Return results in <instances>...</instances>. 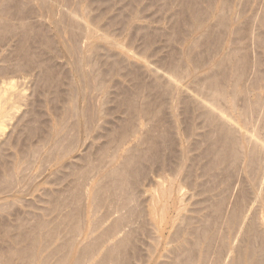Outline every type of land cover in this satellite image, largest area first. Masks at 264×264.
<instances>
[{"label":"rangeland","instance_id":"obj_1","mask_svg":"<svg viewBox=\"0 0 264 264\" xmlns=\"http://www.w3.org/2000/svg\"><path fill=\"white\" fill-rule=\"evenodd\" d=\"M263 38L264 0H0V264L261 262Z\"/></svg>","mask_w":264,"mask_h":264},{"label":"bare ground","instance_id":"obj_2","mask_svg":"<svg viewBox=\"0 0 264 264\" xmlns=\"http://www.w3.org/2000/svg\"><path fill=\"white\" fill-rule=\"evenodd\" d=\"M247 1V0H246ZM260 2V1H259ZM228 3V2H227ZM224 4H225V2H224ZM227 5V4H226ZM247 5V4H246ZM245 5V6H246ZM243 6V5H242ZM243 8H244V6H243ZM263 8V7H262ZM262 13V12H261ZM257 14V13H256ZM255 14V15H256ZM226 16V15H225ZM227 18V17H226ZM224 19V18H223ZM245 19V18H244ZM246 20H248V19H246ZM245 20V21H246ZM263 20V19H262ZM243 21V20H242ZM253 23H254V21H253ZM227 24V23H226ZM239 24V23H238ZM242 25V24H241ZM249 26V25H248ZM253 26V25H252ZM242 28V27H241ZM246 29V28H245ZM248 29V28H247ZM247 35V34H246ZM257 36V35H256ZM251 37V36H250ZM255 37V36H254ZM244 38V37H243ZM209 39V38H208ZM264 39V38H263ZM258 40V39H257ZM238 42V41H237ZM212 43V42H211ZM233 43V42H232ZM239 48H240V46H239ZM209 51V50H208ZM254 52V51H253ZM217 53V52H216ZM233 54V53H232ZM234 55V54H233ZM224 57V56H223ZM235 57V56H234ZM251 57V56H250ZM237 58H239V57H237ZM254 58V57H253ZM227 59V58H226ZM248 59V58H247ZM219 62H220V60H218ZM238 61H239V59H238ZM247 61V60H246ZM251 61V60H250ZM218 62V63H219ZM217 63V64H218ZM224 63V62H223ZM244 63V62H243ZM248 63V62H247ZM219 65V64H218ZM221 65V64H220ZM238 65V64H237ZM247 65V64H246ZM238 67V66H237ZM242 67V66H241ZM241 67H240V69H241ZM246 67V66H245ZM216 68V67H215ZM248 68V67H247ZM221 69V68H220ZM220 69H218V70H220ZM230 69V68H229ZM246 69V68H245ZM247 70V69H246ZM245 70V71H246ZM226 71V70H225ZM235 71V70H234ZM228 72V71H227ZM247 73V72H246ZM224 74L226 75V72H224ZM244 74V73H243ZM216 75V74H215ZM220 75V74H219ZM224 75V76H225ZM234 75V74H233ZM239 75V74H238ZM245 75V74H244ZM251 75V74H250ZM243 75H239V77H242ZM238 77V78H239ZM238 78L236 77V79L238 80ZM255 78V77H254ZM229 79H232V77L231 78H229ZM246 79V78H245ZM245 79H244V81H245ZM218 80V79H217ZM227 80V79H226ZM241 79L239 78V80L238 81H240ZM223 81H225V80H223ZM236 82V84L237 83H239V82ZM253 81V80H252ZM245 82H243V84H244ZM192 84V83H191ZM196 84H198V83H196ZM223 84V83H222ZM247 84V83H246ZM207 87V86H206ZM223 87V86H222ZM192 90V89H191ZM220 90V89H219ZM226 90V89H225ZM232 90V89H231ZM196 91V90H195ZM203 91V90H202ZM234 91V90H233ZM218 92V91H217ZM216 92V93H217ZM220 94L219 95H221L219 98H221V99H225V91L223 90V89H221L220 90ZM238 93V92H237ZM237 95V94H236ZM239 95V94H238ZM210 96V95H209ZM241 97V96H240ZM247 97V96H246ZM214 99V98H213ZM197 100V99H196ZM202 100V99H201ZM236 100V99H235ZM243 100V99H242ZM247 100V99H246ZM219 101V100H218ZM207 102V101H206ZM211 102V101H210ZM248 102V101H247ZM223 103V102H222ZM213 104H215L214 103V101H213ZM217 104V105H216ZM215 105H214V107L216 108V110H218V113H219V115H221L220 117L222 118V117H225V119L224 118H222L223 120H225V121H227L228 120V122H230V120L228 119V118H230V119H232L233 121L232 122H234V123H237L238 125H239V130L242 132V133H244V130L245 131H247L248 130V127H247V122L245 123L244 121L242 122L241 120H239V119H237V118H235V116L233 115V113H232V110L231 109H228L227 107H222L219 103H216ZM257 104V103H256ZM237 106V105H236ZM235 106V107H236ZM210 107V106H209ZM258 107V106H257ZM244 108V107H243ZM255 109V108H254ZM213 110V109H212ZM240 112H242V111H240ZM205 115V114H204ZM242 115V114H241ZM262 115V114H261ZM253 116V115H252ZM243 117V116H242ZM241 117V118H242ZM245 117H247V116H245ZM207 118V117H206ZM215 118V117H214ZM219 118V117H218ZM260 118V117H259ZM209 119V118H208ZM221 119V120H222ZM227 119V120H226ZM248 119V118H247ZM246 118L245 119H243V120H247ZM262 119V118H261ZM207 120V119H206ZM210 121V120H209ZM248 121V120H247ZM257 121V120H256ZM222 123H220L219 124V126H220V130H221V133H222V136H226L227 138H228V132H229V129H230V126H228L227 124H226V122H224V121H221ZM233 123V124H234ZM249 123V122H248ZM264 123V122H263ZM263 125V124H262ZM231 126H232V124H231ZM255 126V125H254ZM233 127V126H232ZM256 127V126H255ZM233 129L235 130V128L233 127ZM232 129V130H233ZM250 129V128H249ZM254 130V129H253ZM214 131V130H213ZM231 131V130H230ZM235 132V131H234ZM233 131H231V134H233L234 133ZM254 132H255V130H254ZM220 133V132H219ZM236 133V132H235ZM234 133V134H235ZM247 133H248V131H247ZM251 133V132H250ZM230 134V135H231ZM237 134H238V132H237ZM252 134V133H251ZM236 135V134H235ZM240 135V134H239ZM238 135V137H240ZM234 136V135H233ZM237 136V135H236ZM249 136H250V134H249ZM252 136H254V135H252ZM230 137V139H224V140H226V141H228L229 140V143L231 142H233V141H235V140H238V138L237 139H234L233 141L231 140L232 139V135L231 136H229ZM220 138V137H219ZM236 138V137H235ZM245 138H246V136H245ZM249 138L250 137H248V139H246L247 141L249 140ZM251 139V138H250ZM231 140V141H230ZM225 142V141H224ZM235 142H237V141H235ZM235 142H233L232 144L234 145V143ZM239 142V141H238ZM249 142V141H248ZM247 142V143H248ZM252 142V144H251V149H252V152H253V154H254V159L255 160H258L259 161V163H260V167L262 168V167H264V136H260V135H258V134H256L255 135V137H254V140L253 141H251L250 140V143ZM221 143H222V141H221ZM226 143V142H225ZM230 143V144H231ZM227 144H228V142H227ZM226 144V145H227ZM236 145H237V143H235ZM230 146H232V145H230ZM235 146V145H234ZM236 147V146H235ZM242 147V146H241ZM240 147V148H241ZM231 150V149H230ZM237 154V153H236ZM256 163V162H255ZM257 165V164H256ZM255 166V165H254ZM257 167H259V165L257 166ZM264 174V173H263ZM262 177V176H261ZM264 180V179H263ZM169 190H171L170 191V194H171V192H172V189H169ZM163 193H166L165 191H163ZM170 194L168 193V195L167 196H170ZM163 195V194H162ZM162 198H163V196H162ZM258 196L256 197V200L255 201H257L258 200ZM164 203V202H163ZM183 203V202H182ZM263 204H261V206H262ZM168 206H169V203H168ZM264 206V205H263ZM263 206H262V208H263ZM242 207V206H241ZM161 208V210L163 209L162 208V206L160 207ZM240 208V207H239ZM242 209V208H241ZM264 209V208H263ZM160 210V211H161ZM243 210V209H242ZM242 210H239L240 212L238 213V211H237V213L238 214H236L237 215V217L239 218V217H241L242 215H243V213L244 212H242V214H241V211ZM154 211V210H153ZM157 211V210H156ZM261 211V210H260ZM162 213L164 212V211H161ZM261 214L263 213L262 211L260 212ZM259 213V214H260ZM160 214V213H159ZM240 214H241V216H240ZM258 216V215H257ZM233 217H235V215L233 216ZM236 217V218H237ZM165 218V217H164ZM242 218H243V220H244V216L243 217H241L240 218V221H239V223L240 222H243V220H242ZM255 218V217H254ZM258 218H260V217H257V220H258ZM261 219L264 221V217H263V215H261ZM256 220V219H255ZM261 220V221H262ZM233 221V220H232ZM264 224V223H263ZM238 226V225H237ZM257 227V226H256ZM255 228V227H254ZM177 231V230H176ZM211 239H212V237H211ZM211 242V241H210ZM211 244V243H210ZM222 247V246H221ZM224 248V247H223ZM227 248V247H226ZM225 249V248H224ZM209 250V249H208ZM219 250V249H218ZM220 250H221V248H220ZM210 251V250H209ZM209 251H207V253L209 252ZM241 252V251H240ZM216 254V253H215ZM243 254V253H242ZM226 255H227V251H221V253L219 254V257L216 259V261L217 262H219V264H224L225 263V257H226ZM209 256V255H208ZM218 256V255H217ZM216 256V257H217ZM250 257H248V259L250 258V259H252V255H249ZM245 257V256H244ZM209 259V258H208ZM207 259V260H208ZM239 259V258H238ZM263 259V258H262ZM261 259V260H262ZM243 261L242 262H240L239 264H250L249 262H251V261H249L248 263H247V257H245V259L243 258L242 259ZM264 260V259H263ZM262 260V261H263ZM215 261V262H216ZM241 261V260H240ZM255 262V264H264V261L263 262ZM252 263V262H251ZM214 264H217V263H214ZM238 264V263H237ZM253 264V263H252Z\"/></svg>","mask_w":264,"mask_h":264}]
</instances>
